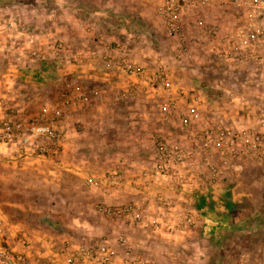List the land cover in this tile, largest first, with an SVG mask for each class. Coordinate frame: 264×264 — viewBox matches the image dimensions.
<instances>
[{"label":"rangeland","instance_id":"rangeland-1","mask_svg":"<svg viewBox=\"0 0 264 264\" xmlns=\"http://www.w3.org/2000/svg\"><path fill=\"white\" fill-rule=\"evenodd\" d=\"M126 1L131 2L128 8L123 5ZM124 13L127 14L125 17L128 18L131 31L138 26L142 29V34L126 31L121 37L119 30L117 37L121 38L116 37L113 42L106 43V46L120 42L126 44L128 50L132 41L135 42L136 48L138 46L148 48L146 47L148 38L143 34L151 28L146 26L150 22L151 24L153 22L155 28L159 26L158 33H163L162 26L159 25L160 18L158 19L155 0H0V77L7 74L27 75L20 63L38 61L43 56L50 63L61 62L57 59L58 52L52 45L61 43L69 48L72 42L78 40L77 34L83 30L86 32L90 25L96 28V25L101 24L100 18L104 16H110V23H117L116 29H121ZM114 16H117L116 21H113ZM236 17L238 14L235 9L227 10L214 5L206 10L203 25L207 28L222 26L230 32ZM159 41L160 44H157L159 48L149 52V59L154 61L152 65H144L140 60L134 61L150 69L160 65L176 89L183 91L184 94L192 92L191 90L200 94L203 120L211 124L225 123L235 128L264 121V52L254 64L228 67L219 58L220 41L215 37H204L199 28H186L184 37L180 39H170L166 34L160 33ZM136 54L142 58L144 53L136 51ZM62 63L74 64L64 61ZM26 86L21 83L16 87L20 93L24 89L30 92V86L29 88ZM89 89L96 90L95 95H92L93 100L99 92L96 88ZM148 89L152 90L151 87ZM157 92L158 97H161V91L158 89ZM120 95L119 93L118 99ZM144 95L141 93L143 98ZM142 97L131 102L123 101L121 98L119 101L143 110L151 109L150 112L154 111L152 115L155 116L156 110L153 105L150 102L141 103ZM134 102H137V105ZM30 107L21 110L19 115L36 114L42 110L34 106V103H31ZM149 118L144 116L143 120L141 118L144 124H138L147 133L149 129L145 126L150 123ZM111 120L108 126L122 124L120 120L117 122L116 117ZM73 129L74 135H77L82 131V126L74 125ZM161 132L164 135L168 134ZM82 157L84 156L80 158ZM84 159L80 166L86 169L88 165ZM18 162L20 159L10 161L8 165V162H5L0 166V173L4 175L3 181H0V219L7 237L9 238L6 227L16 235L15 241L19 242V245L17 248L10 245L15 251L22 252L23 248L31 257L43 258L34 260L26 251L22 252L28 255L32 264H55L49 262L54 258L62 259L61 264H64L66 257L70 256L75 248L96 245L93 243L104 234L107 219L113 224L120 221V218L102 215L99 206H123V188H106L110 202H104L99 197L102 192L88 194L84 184L85 178L102 177L107 174V170L111 173L118 169L123 173L120 162L102 172L100 167L95 166V176L86 174L84 177V172H81L80 178L77 176L67 180L53 174L55 169L47 160L38 159L33 166ZM45 170L47 172H44ZM139 181L141 185L138 181L136 184L138 182L141 192L148 196L144 198V203L141 201V205H136L141 210L156 211L158 207L156 209L154 207L157 205L156 200L161 202L164 200L156 189L160 187L159 183L164 182L160 180L153 185L144 186L142 180ZM228 185L231 186L230 191ZM227 192H230V201L234 203L233 210L221 212L217 208V211L216 202L220 203L219 206L224 204V194ZM150 195L152 197H149ZM212 197L217 199L216 202ZM202 199L212 207L210 210L213 213L207 215L219 216L217 217L219 224L210 218L206 225L204 221L201 222L203 214L198 212L196 217L199 220L198 227L185 234L180 232L171 235L154 234L136 228L138 232H144L142 237L144 241L138 243L142 248L139 255L154 264H264V162L252 161L242 167L236 176L229 177L222 187L208 190L206 197L199 196L191 202L180 198L176 205L179 210L183 207L195 209L196 203ZM164 215H169V212ZM83 222L89 226L80 227ZM210 232L216 233L217 237L214 239ZM119 233L115 231L112 234L113 240L117 239ZM92 234L96 235V239L88 237ZM123 235L121 233L117 239L121 249L123 247L119 243V238ZM165 237L166 240L170 238L174 244L173 247L166 246L168 250L161 254L159 240ZM108 247L117 254L115 248L110 245Z\"/></svg>","mask_w":264,"mask_h":264},{"label":"built area","instance_id":"built-area-1","mask_svg":"<svg viewBox=\"0 0 264 264\" xmlns=\"http://www.w3.org/2000/svg\"><path fill=\"white\" fill-rule=\"evenodd\" d=\"M214 5L235 9L238 14L230 32L222 26L203 25L206 10ZM157 15L164 21V32L170 39L184 37L186 28H199L204 37L217 38L219 58L228 67L254 64L264 52V0H162ZM52 47L61 62L79 63V54L69 51L68 46L58 43ZM126 54V44L120 42L108 44L101 54L104 67L118 65L130 81V89L121 93V100L140 98V84L159 89L161 97L153 100V108L164 124L176 125L173 133L164 135L160 131L154 136L153 167L142 172L139 178L144 186L162 180L174 191L201 193L222 187L229 177L236 176L252 161L264 162V121L239 128L208 123L202 118L200 94L193 90L184 94L174 87L160 65L146 68L128 60ZM95 92V89H84L78 82L68 81L58 99L38 113H4L0 118V147L13 146L21 156L34 155L60 162L64 112L87 105ZM84 184L89 188L124 190L127 187L118 169L102 177H87ZM99 212L110 218L128 219L136 228L154 234H185L199 224L196 218L199 211L191 207L177 208L164 215L141 210L129 202L123 206H99ZM127 242L124 235L119 238L123 247L121 255L110 249L106 240L94 246H79L66 257L64 264H154L133 251ZM0 264H32L24 253L10 246L1 219Z\"/></svg>","mask_w":264,"mask_h":264},{"label":"crops","instance_id":"crops-1","mask_svg":"<svg viewBox=\"0 0 264 264\" xmlns=\"http://www.w3.org/2000/svg\"><path fill=\"white\" fill-rule=\"evenodd\" d=\"M161 1L162 0H155V5L158 7ZM130 4V1L123 2V5L126 6V8H128V5ZM125 16H127V14L124 13V17ZM113 18V21H116L115 19L117 16H114ZM159 18L160 17L158 16V19ZM139 20L142 22L141 18ZM159 20V25L162 26L163 33L165 34L164 21L161 18ZM99 21L101 24L99 26L96 25V28L93 26L91 27L90 25V27L86 29V32L83 30L82 33L77 34L78 40H75L72 42V46H69V51L79 54V63L64 64L57 61H52V63H50L49 61L45 60V56H43L41 60L38 59L39 62L31 60L28 63H20L22 69L24 68L26 70L25 73L27 75L21 76L18 74L16 76L15 74H7L3 77H0V118L4 113L7 112L19 114L21 110L30 109L31 103H34V106H37L39 109L46 108L50 104L54 103V101L59 97V95L64 90L65 83L68 81L78 82L83 86L84 89L96 88L99 92L98 96L89 104L75 108H69L64 112L62 137L63 152L60 162L55 163L48 159L34 155L19 156L16 154L17 152L13 146H5L0 147V166H3L5 162H8V165L10 164V161L13 162L19 159L20 162L18 163L25 162L29 166H33V164L36 165V161L38 159L47 160L48 163H51V165L54 167L53 169H55V173L53 174L59 176L60 179L67 180L71 177H79L81 172H84V177L86 174L95 176V166L100 167V172H102L104 169L110 168L109 166L120 162V166L123 170V176L127 183V187L122 193L123 204L133 201L135 204L141 205L140 202L143 201L148 195H145L141 192L138 182L141 185L139 181L140 174L144 171H150L153 167V158L155 155V148L153 144L154 136L160 131L173 133L176 131V125L174 124L169 126L164 124L161 121L160 115L156 111L154 116L152 115L154 111L150 112L151 109H149L150 111L143 110L142 108H136V106L126 103L130 100L126 101L125 103L119 101V93L121 94L130 89V81L126 79L118 65H114L109 68L104 67L101 62V54L106 47V43L111 41L113 42L115 40L119 30L121 37H123V33L125 34L126 31L142 34V29H139L138 26H136L135 28L133 27L134 31H131L127 17L124 18L123 27L121 29H116L117 23H110V16H104L100 18ZM147 25L151 28H148L146 34L143 35H146L149 40H147L148 45H146L148 48H145V46H138V48H136L134 47L135 42L133 43L131 41L132 44L129 43L126 57L128 60L133 62L137 60L143 61L142 63L144 65L149 66L154 62L149 59V52L151 50H157L155 48H159V45H157L160 44L159 35L160 33H163H158L159 26L158 28H155V26H153V22L152 24L151 22L146 24V26ZM190 32L192 31L190 30ZM121 37L118 36L117 38ZM136 51L144 53L143 57H138ZM158 51L161 52V50ZM153 65L155 66V64ZM21 83L27 85V88L30 86V92L25 91V89L22 93L18 92L16 86ZM140 85L142 95L145 94L144 98L141 96L143 98V102L141 101V103L146 102L149 104L150 102L152 105L153 100L158 97L159 92H157V90L148 89L149 86L147 85ZM134 103L137 105V102ZM144 116L150 117V123L148 125L146 124L145 126L146 129H149L148 133L138 125L144 124L141 122L144 119ZM113 117H116L117 122L118 120L122 122V127L120 124H116L115 126L110 124L108 126V122H112L111 119ZM137 119H139L140 122ZM74 125L82 126V131L77 133V135H74ZM109 135H111L110 138L108 137ZM81 156L84 157L80 158ZM83 158H85V164L88 165L86 169L80 166L81 163L83 164ZM103 166H105V168ZM44 172L47 171L45 170ZM106 173H108V170ZM2 176L4 177L3 173H0V181H3ZM136 181H138L137 184ZM159 185L160 187H157L156 192H158V194L164 200L162 202L160 200H156L157 205L154 207L155 209L157 206L158 207L157 210L154 211L157 213L162 212L165 214L177 209L176 203L180 198H185L191 202L194 200V198L199 196L205 197L207 195V191L201 193L171 191L166 187V184L159 183ZM106 188L108 187H87L86 191L88 194L91 193L93 195L102 192V195L99 194V197L104 202H107L110 200V195L107 194V190H105ZM156 192L154 193L156 194ZM149 197H152V195ZM153 199H155V196H153ZM212 199L215 202L217 200L215 197H212ZM141 203H144V201ZM216 203V210L219 208L221 212H226V210H224L225 208L223 204L219 206L220 203ZM212 204H214V202H212ZM211 208L212 207L210 205H207V207L204 209L199 210V213L203 214L201 217V222L204 221L203 223L207 225L209 219L211 218L216 220L215 223L219 224L220 222L217 218L219 216L212 215V217H210L207 215L213 213V211L210 210ZM108 220L109 219L106 221V230L104 234H101L102 236L100 235L98 239H96V235L94 234H92V236H88L91 237V239L95 237L96 241L93 244H98L99 241L105 239L107 244L112 248H115L117 254L120 253L119 255H121L122 249L117 244V239L122 233L127 237L129 247L133 248V251L137 252L138 254H141L142 252L140 251L142 248L139 247L138 243L141 244V242L144 241L142 238L144 237V232H138V229H136L135 225L128 219L120 218V221L116 222V224L110 223ZM210 224H212V222ZM86 225L89 226V224L83 222L79 226L81 227ZM6 229L9 235V244H12V246L17 248L19 242L15 241L16 235L11 230H9V228L6 227ZM115 231H117V233L120 231L121 232L118 234L117 239L113 240L112 234ZM206 236H208V234ZM166 239L167 238L165 237L159 240L161 241V254L166 249L168 250L169 247H173L174 242H172L170 238L168 240ZM166 246H168V248ZM14 247L13 249H15ZM21 251H26L28 253V251L23 248H21ZM30 258L34 260L43 259L41 256H35V258L30 256ZM49 262L61 264L62 259L54 258Z\"/></svg>","mask_w":264,"mask_h":264},{"label":"trees","instance_id":"trees-1","mask_svg":"<svg viewBox=\"0 0 264 264\" xmlns=\"http://www.w3.org/2000/svg\"><path fill=\"white\" fill-rule=\"evenodd\" d=\"M227 187H228V189H229V191H230L231 186L228 185ZM223 200H224V202H223V203H224L223 206H224V208L226 209V212H230V210H233V208H234V203L230 201V192H227V193L224 194V199H223ZM207 205H208V203L205 202V201L202 199V200H200V201H198V202L196 203L195 210H196V211L202 210V209H204L205 207H207ZM210 233H211V232H210ZM211 234H212V236H213L214 239L217 237V234H216V233L212 232Z\"/></svg>","mask_w":264,"mask_h":264}]
</instances>
